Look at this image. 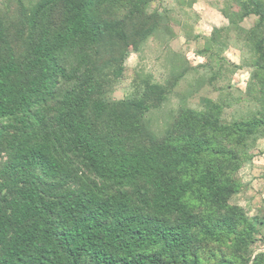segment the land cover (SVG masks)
Wrapping results in <instances>:
<instances>
[{
	"label": "trees",
	"instance_id": "1",
	"mask_svg": "<svg viewBox=\"0 0 264 264\" xmlns=\"http://www.w3.org/2000/svg\"><path fill=\"white\" fill-rule=\"evenodd\" d=\"M0 1V264H264L249 250L264 221L230 203L264 138V0H243L247 31L223 11L254 109L227 123L207 99L159 136L146 117L181 74L107 98L160 27L157 0Z\"/></svg>",
	"mask_w": 264,
	"mask_h": 264
},
{
	"label": "rangeland",
	"instance_id": "2",
	"mask_svg": "<svg viewBox=\"0 0 264 264\" xmlns=\"http://www.w3.org/2000/svg\"><path fill=\"white\" fill-rule=\"evenodd\" d=\"M242 2L157 0L152 3L147 12H158L161 25L137 51L130 50L124 61V74L107 98L122 100L143 80L166 85L175 75L181 74L161 107L146 117L156 135H162L178 108L200 111L207 99L223 104L221 118L224 122L249 114L255 107L249 94L259 89L249 68L250 52L239 37L242 33L233 27L227 29L229 20L223 15V11L230 15L239 29H251L255 17L237 21L244 13ZM217 71L219 75L210 81ZM250 155L251 160L238 173L240 191L230 203L241 207L247 217L264 221V138L257 142ZM254 237L249 246L253 255L264 252V226Z\"/></svg>",
	"mask_w": 264,
	"mask_h": 264
}]
</instances>
